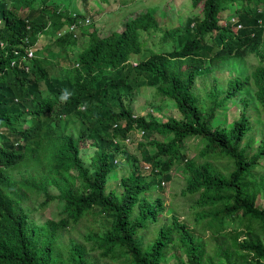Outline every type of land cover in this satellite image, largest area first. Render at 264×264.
Masks as SVG:
<instances>
[{
  "label": "trees",
  "instance_id": "1",
  "mask_svg": "<svg viewBox=\"0 0 264 264\" xmlns=\"http://www.w3.org/2000/svg\"><path fill=\"white\" fill-rule=\"evenodd\" d=\"M52 1L0 0V264H88L82 241L69 244L66 256L55 241L59 228L87 215L92 222L105 219L101 231L94 228L86 237L102 256H125L129 264H160L176 243L186 264H212L201 235L174 213L151 241L143 244L136 238L148 222L158 220L161 209L167 210L162 197L150 198L147 193L161 188L171 166L183 160L187 175L182 192L197 194L194 222L215 225L213 232L228 235L229 246L219 245L225 264H264V240L259 235L264 232V204L259 201L264 175L255 171L264 160V140L254 152L247 151L243 139L251 121L244 108L228 125L214 123L217 110L228 99L233 101L246 81L251 83L255 107L264 110V0H191L193 6L201 5L193 25L187 22L183 32L177 31L179 27L165 29L164 39L171 37V47L151 50L144 58L137 56L144 43L141 34L157 28L154 10L143 7L130 13L120 28L104 34L90 31L74 58L64 50L78 43L80 13ZM232 3L237 5L235 22L220 14ZM69 23H75L74 29L54 36L57 48L52 52L47 47L50 55L34 47L43 29ZM208 33L211 41L206 40ZM31 47L32 56H27ZM201 51L211 63L243 57L248 51L256 52L259 60L246 75L228 78L223 90L215 87L210 104L203 107L195 84L210 65L168 61ZM63 52L68 63L51 73L52 54ZM145 83L155 88L158 98L173 101L176 112L165 119L148 113L152 111L133 113L121 96ZM42 87L45 91L36 96ZM107 93L119 95L117 108ZM242 99L246 105L248 98ZM133 129L162 136L138 143L146 173L137 164L138 157L121 146ZM187 136L203 139L202 161L188 160L181 151ZM87 140L96 147L84 159L81 145ZM118 153L132 166L119 179L121 191L106 188L120 163ZM211 155L228 158L232 168L217 169L208 159ZM40 194L44 196L40 206L53 198L61 203L59 219L42 223L32 219L25 199ZM234 217L238 226L227 230L224 222Z\"/></svg>",
  "mask_w": 264,
  "mask_h": 264
},
{
  "label": "rangeland",
  "instance_id": "2",
  "mask_svg": "<svg viewBox=\"0 0 264 264\" xmlns=\"http://www.w3.org/2000/svg\"><path fill=\"white\" fill-rule=\"evenodd\" d=\"M60 6L67 7L68 11L70 9H75L79 11V17L81 22L77 24V35L76 40L77 45L73 48L68 47L66 51L70 56L75 58L76 52L81 47L84 41L87 40V35L90 31L95 30L100 34L106 33L111 29H118L121 27L125 18L128 14L134 13L139 9L146 7L148 9L154 10L158 20V26L150 31H145L141 34V39L144 40L142 48L137 55L139 58L146 57L151 50H165L169 49L172 45L171 37L164 39L165 29H171L179 27L177 31H184L187 22L189 26L193 25V16H200L201 5L193 6L191 0H57ZM52 4L57 3L53 0ZM49 9V7H47ZM66 13V10L63 9ZM237 5L235 3L229 4L225 9L220 11L221 16L224 20L231 18V16L236 17ZM130 16V15H128ZM88 18L87 21H82L83 18ZM84 18V19H85ZM66 24H51L49 27L43 29L42 37L38 39L34 47L42 50L44 55H50L47 47L51 48L53 52L56 50L57 46L55 44V35L58 33H66ZM192 34V31H191ZM206 40L211 41V37L206 34ZM70 40V39H69ZM64 52L62 55L57 54L54 56L52 54V63L48 65L51 73L55 69L60 68L63 63H68L65 60ZM132 59L136 60L134 56ZM259 57L256 52H247L243 57H230L223 61L209 62L203 51L200 52L198 56H185L182 58H168L169 63H179L186 64L190 63L194 66L210 65L208 70L199 74L196 78L195 91L199 96V101L202 103L203 107L210 104V92L215 87L219 90L227 84V79L234 75H246L251 68H253L256 63H258ZM70 63V62H69ZM42 91H36V96H39L41 92L45 91L42 87ZM225 92V91H224ZM220 92L219 95L224 94ZM116 93H107V100L114 107L117 108V103L120 101ZM124 103H129L135 114H145L152 113L154 116L165 119L167 116L172 115L176 112L173 101L168 98H158L155 88L151 84H140L137 87H133L130 95H122ZM242 98H248L246 105L243 104ZM254 97L252 93L251 83L246 81L245 86L242 90L236 93L233 98L228 99L226 104L222 106L221 109L217 110V115L214 119V123H221L223 125H228L234 118L239 115L240 109L244 108L245 112L249 115L251 129L247 132L243 139V143L248 142L247 151L249 153L254 152L257 149L258 144L261 140H264V110L257 109L255 107ZM245 106V107H243ZM256 108L257 112H253ZM70 118L74 121H78V118L74 114H70ZM26 125V124H24ZM153 134H147L145 132L140 133L139 129H133L130 132L129 139H125L121 146L128 151V153L136 155L138 157L137 164L141 166L143 173L148 172V166L142 161L141 155L142 150L139 148V141L145 142L149 139V136ZM156 137L161 138L160 134L155 133ZM153 135V136H154ZM183 146L181 151L184 152L186 159L195 160L200 162L204 157L200 154V149L203 145V139L200 136H187L183 140ZM95 145L91 144L88 140L83 142L81 145V154L84 159H89L91 154L95 149ZM148 150L153 151L151 146H148ZM264 156V154H263ZM208 159L214 164V166L223 171H229L233 164L232 162L224 156H209ZM117 160L120 163L114 167L111 171L107 182L106 188H115L121 191V186L119 185V179L122 175L128 173L129 169L132 168L130 164L123 161L120 153L117 155ZM260 164L255 168L256 175H264V160L263 158L259 162ZM184 160L175 162L169 169L170 177L165 180L162 187L152 188L147 195L150 198L155 196H160L163 199V204L165 209L159 211V218L156 222H148L146 226L139 230L136 238L141 239L143 244L151 241L155 236L159 226L163 223L169 221V215L174 213L179 219H183L186 223L196 232L201 235L203 243L205 244L204 252L205 256L209 257L212 264H225L226 259L219 254V245L221 249H225L229 246L228 235L219 234L213 232L215 225L209 228L202 221L201 223H195L194 219V209L193 204L197 194L183 193L182 189L186 185V175L187 172L184 169ZM52 192H56L55 187L50 188ZM43 195H36L35 198L28 196L25 199V204L29 205L31 209V217L37 223H42L47 218H53L55 220L62 216V205L57 200V198L51 199L44 206H40L39 203L43 199ZM260 204H264V190L259 196ZM101 223V225L99 224ZM105 222L104 218L95 219L94 222L87 215L80 218L76 222H72L65 225L58 230V235L56 237L57 248L60 249L63 256L67 255V247L69 244L75 241H82L86 247V255L88 264H129L125 261V256H119V258H110L109 256H102L99 250L96 248H91L90 244L92 240L86 239L89 232L94 231L96 228L98 231L103 229L102 223ZM238 217L227 219L224 222L227 230L231 227L238 226ZM242 235V234H241ZM259 235L264 240V232H259ZM186 264L185 255L181 250L180 246L176 243L171 244L167 249L166 257L160 262V264Z\"/></svg>",
  "mask_w": 264,
  "mask_h": 264
},
{
  "label": "built area",
  "instance_id": "3",
  "mask_svg": "<svg viewBox=\"0 0 264 264\" xmlns=\"http://www.w3.org/2000/svg\"><path fill=\"white\" fill-rule=\"evenodd\" d=\"M231 21H236L237 20V18L236 17H234V16H231V18H229ZM88 20V18H85V21H87ZM236 26L237 27H239V26H241V24L240 23H236ZM74 27H75V23H69V24H67V30H70V29H74ZM32 49H34L33 47H31V48H29L27 51H26V54H27V56H32ZM140 131V133H143V130H139ZM148 166V165H147ZM165 183V180H161V184H164Z\"/></svg>",
  "mask_w": 264,
  "mask_h": 264
},
{
  "label": "clouds",
  "instance_id": "4",
  "mask_svg": "<svg viewBox=\"0 0 264 264\" xmlns=\"http://www.w3.org/2000/svg\"><path fill=\"white\" fill-rule=\"evenodd\" d=\"M84 21H85V19H84ZM67 25V24H66Z\"/></svg>",
  "mask_w": 264,
  "mask_h": 264
}]
</instances>
